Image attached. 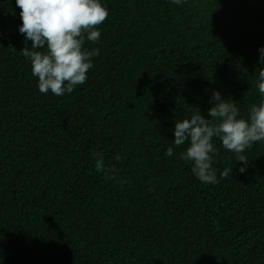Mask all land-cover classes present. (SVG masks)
I'll list each match as a JSON object with an SVG mask.
<instances>
[{"label": "trees", "instance_id": "16d2710c", "mask_svg": "<svg viewBox=\"0 0 264 264\" xmlns=\"http://www.w3.org/2000/svg\"><path fill=\"white\" fill-rule=\"evenodd\" d=\"M102 2L87 81L55 96L23 55L16 0H0V264H264V142L242 174L215 139V185L173 143L213 91L242 117L259 103L264 0Z\"/></svg>", "mask_w": 264, "mask_h": 264}, {"label": "clouds", "instance_id": "9594fccd", "mask_svg": "<svg viewBox=\"0 0 264 264\" xmlns=\"http://www.w3.org/2000/svg\"><path fill=\"white\" fill-rule=\"evenodd\" d=\"M171 2L179 5L184 0ZM16 5L21 9L22 20L18 30L24 39L31 41V47L22 49L23 55L30 60L32 75L38 78V90L64 96L84 85L88 71L94 67L93 57L99 55L98 48H85V41L99 42L101 31L97 26L109 15L102 0H16ZM258 51V62L264 65V46ZM256 88L260 101L252 104L244 117L236 102L216 90L210 96L207 118L199 110L190 119L176 120L173 143L175 147L188 144L178 154L179 158L191 162L193 174L202 183H219L213 168V158L218 153L215 139L235 154L236 162H242L239 168L242 174L249 163L244 155L246 150L264 142V67L258 72ZM165 154L173 156V147H168ZM95 168L105 174L115 171L105 165L102 155L97 156ZM228 174L225 171L221 177Z\"/></svg>", "mask_w": 264, "mask_h": 264}]
</instances>
